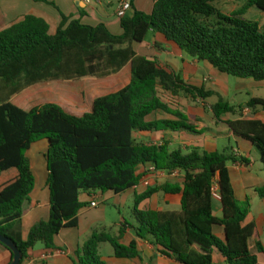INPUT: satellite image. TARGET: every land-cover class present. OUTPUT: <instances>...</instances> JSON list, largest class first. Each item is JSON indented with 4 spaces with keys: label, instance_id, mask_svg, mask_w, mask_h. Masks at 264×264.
Wrapping results in <instances>:
<instances>
[{
    "label": "trees",
    "instance_id": "16d2710c",
    "mask_svg": "<svg viewBox=\"0 0 264 264\" xmlns=\"http://www.w3.org/2000/svg\"><path fill=\"white\" fill-rule=\"evenodd\" d=\"M154 1L150 14L133 10L131 17L120 20L121 35H113L104 24L91 27L64 16L50 32L49 24L35 15H26L0 31V235L15 243L22 256L20 264L37 244L52 249L62 230L77 227L78 214L87 207L80 200L82 194H123L138 186L141 177L137 172L146 166L168 174L180 172L183 182L181 186L150 187L135 195L133 230L137 239L152 241L161 254L179 264H215V250L227 264H258L249 250L254 227L243 226L249 205L238 201L227 169L236 158L228 151H172L167 144L147 145L135 137L165 130L197 132V119L171 109L161 100L159 90L202 99L214 93L189 86L154 60L138 57L133 45L153 32L222 74L264 82V31L245 18L252 7L264 14V0H247L231 13L218 9L216 0ZM130 3L132 8V0ZM128 64L130 83L96 98L90 112L82 116L53 103L24 111L11 102L37 84L103 79ZM247 107L264 112V98L251 99ZM155 112L169 114L176 121H146ZM212 112L220 121L236 113V108L219 97ZM226 124L259 150L264 168V123L239 120ZM41 140L48 143L49 219L35 224L23 241L20 222L35 183L27 152ZM213 186H217L222 218L212 213ZM159 192L180 195V212L139 209ZM257 193L264 198V186ZM213 226L223 227V240L213 234ZM127 227L122 223L118 236L93 233L78 246L74 264H105L99 256V246L105 243L116 258L138 257L135 241L128 246L120 243ZM255 246L264 255L261 244L255 242Z\"/></svg>",
    "mask_w": 264,
    "mask_h": 264
},
{
    "label": "crops",
    "instance_id": "0c3cea01",
    "mask_svg": "<svg viewBox=\"0 0 264 264\" xmlns=\"http://www.w3.org/2000/svg\"><path fill=\"white\" fill-rule=\"evenodd\" d=\"M120 1L91 0L87 3L86 0H0V31L18 22L26 15H35L44 19L49 26L53 25L55 30L64 16L70 21L79 20L82 24L91 27L104 24L113 35H121L120 19L116 16ZM219 1L222 3L220 6ZM154 3V0H132V12L129 11L127 17L132 16L133 10L150 14ZM216 3L222 11L231 13L239 10L246 2L243 0H216ZM250 10L251 8L247 12ZM147 36H150V40L145 38L142 43L133 45L138 57L154 60L159 68L179 76L187 85L212 92L214 95L202 99L183 92L173 95L170 92L164 93L159 90L161 100L171 109L179 110L197 119V132L165 130L139 133L135 137L139 142L147 145L167 144L172 151L181 150L187 153L189 150L197 148L206 153L228 151L232 154L236 161L227 164L229 178L240 204L248 203L249 205V213L243 226L252 225L254 227V236L249 242V250L256 255L258 264H264V255L259 253L255 246V242H258L264 248V198H261L257 193V190L264 186V168L260 152L249 140L236 135L226 124L229 121L239 120H256L264 123V112L259 107L255 109L247 107V103L251 99L264 98V82L238 78L234 80L231 76L216 71L207 62H199L191 58L176 44L167 41L164 36L153 32H149ZM86 80L104 81L91 90L92 93L108 91L100 97L118 92L130 83L131 64L126 65L120 72L110 77L85 78L80 81ZM44 84L46 83L37 84L23 91L21 94L27 95L26 101L16 104L15 96L11 102L24 111L37 107L36 105L28 107V97L33 94L39 96L43 91L41 86ZM244 94H246V98H244ZM219 97L236 108V113L225 115L220 121H217L212 112V106L217 103ZM45 104L49 103H43V105ZM160 120L176 121V118L164 112H155L146 119L148 122ZM47 149V141L41 140L32 144L27 152L35 183L29 201L24 206L20 222L19 233L23 241L27 239L35 224L49 219ZM33 158L34 162H32ZM242 158L249 163L241 161ZM174 173L152 171L150 166L140 167L137 172L141 177L138 186L123 194H101L99 192L82 194L80 200L86 203L87 207L79 212L77 227L62 230L54 238V248L52 249L37 244L23 264H74L73 257L78 246L83 245L98 229L105 231V227L101 226L105 222L104 214L101 216L91 215V211L99 206V202H107L112 196H116L119 198V202L122 198H132L134 205L135 195H141L147 188L161 187L165 184L181 186L183 174ZM92 201L97 204L95 208L90 206ZM180 203V195L159 192L142 202L139 209L161 213H179ZM211 207L213 216L222 218L219 199L212 198ZM134 227H136V222L134 226L127 227L120 243L128 246L132 241H135L138 257L134 259L116 258L113 249L107 250L104 244H100L99 256L105 264H179L174 259L161 254L160 249L152 241L137 239ZM212 232L219 239H224L223 227L213 226ZM103 248L104 255L101 254ZM213 260L215 264H227L217 250L214 251ZM11 261L9 251L0 245V264H10Z\"/></svg>",
    "mask_w": 264,
    "mask_h": 264
},
{
    "label": "rangeland",
    "instance_id": "374dc122",
    "mask_svg": "<svg viewBox=\"0 0 264 264\" xmlns=\"http://www.w3.org/2000/svg\"><path fill=\"white\" fill-rule=\"evenodd\" d=\"M246 1L247 0H243V2ZM218 4L220 6V4H222L221 1H219ZM216 7L221 10V8L217 6V3ZM130 12L132 11L130 10ZM245 18L257 22L264 31V14L262 12L252 7L251 10L245 14ZM50 29V32L55 31L53 25L50 26ZM146 40H150V36H147ZM232 79L236 80L233 77ZM101 82L104 81L86 80L79 82L46 83L41 86V88H43V91L39 94V96L33 94L28 97V107H32L35 105L37 107H41L43 106V103L48 102L59 105L65 112L69 114L82 116L83 114L90 112L94 99L108 92L106 90H102L96 93L91 92V90L95 89ZM243 96L244 98L247 97L246 94H244ZM26 98V94H19L14 98V102L18 104L22 101H26ZM32 162H34V158L32 159ZM132 203V198H122L119 202V198H117L116 196H112L107 202H99V206L95 210L91 211V215L101 216L102 214H104L105 222L101 225L105 227L104 232L112 236H118L120 226L123 222L127 223L128 226H134L135 224ZM95 232H102V229H98V231ZM104 245L107 250H112L109 244ZM101 254H105L104 248L102 249Z\"/></svg>",
    "mask_w": 264,
    "mask_h": 264
},
{
    "label": "built area",
    "instance_id": "2783aa9c",
    "mask_svg": "<svg viewBox=\"0 0 264 264\" xmlns=\"http://www.w3.org/2000/svg\"><path fill=\"white\" fill-rule=\"evenodd\" d=\"M91 0H86L87 3H89ZM131 0H121L117 11H116V16L118 19H124L127 17L128 12L131 10ZM152 171H155L153 167H151ZM175 174V173H173ZM211 194H212V198L215 199H219V195H218V190H217V186H213L211 189ZM90 206L92 208H95L97 206L95 201H92Z\"/></svg>",
    "mask_w": 264,
    "mask_h": 264
},
{
    "label": "water",
    "instance_id": "95a60500",
    "mask_svg": "<svg viewBox=\"0 0 264 264\" xmlns=\"http://www.w3.org/2000/svg\"><path fill=\"white\" fill-rule=\"evenodd\" d=\"M0 243L6 248H8L13 254L12 261L10 264H20L22 256L19 250L17 249L15 243L10 238L1 235H0Z\"/></svg>",
    "mask_w": 264,
    "mask_h": 264
}]
</instances>
